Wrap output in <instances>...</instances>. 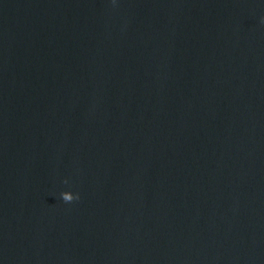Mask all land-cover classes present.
<instances>
[{"label": "water", "instance_id": "obj_1", "mask_svg": "<svg viewBox=\"0 0 264 264\" xmlns=\"http://www.w3.org/2000/svg\"><path fill=\"white\" fill-rule=\"evenodd\" d=\"M0 264H264V0H0Z\"/></svg>", "mask_w": 264, "mask_h": 264}, {"label": "clouds", "instance_id": "obj_2", "mask_svg": "<svg viewBox=\"0 0 264 264\" xmlns=\"http://www.w3.org/2000/svg\"><path fill=\"white\" fill-rule=\"evenodd\" d=\"M62 196H63V199H64L66 202H71V201H72V200H69V199L65 198L63 194H62ZM77 198H78V196H75V199H77Z\"/></svg>", "mask_w": 264, "mask_h": 264}]
</instances>
